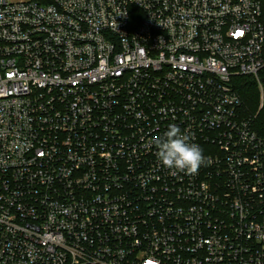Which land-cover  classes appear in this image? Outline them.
I'll return each instance as SVG.
<instances>
[{
	"label": "built area",
	"instance_id": "2783aa9c",
	"mask_svg": "<svg viewBox=\"0 0 264 264\" xmlns=\"http://www.w3.org/2000/svg\"><path fill=\"white\" fill-rule=\"evenodd\" d=\"M263 68L261 0H0V264H264Z\"/></svg>",
	"mask_w": 264,
	"mask_h": 264
},
{
	"label": "clouds",
	"instance_id": "9594fccd",
	"mask_svg": "<svg viewBox=\"0 0 264 264\" xmlns=\"http://www.w3.org/2000/svg\"><path fill=\"white\" fill-rule=\"evenodd\" d=\"M191 139L177 125H169L163 138L157 137L154 141L158 161L167 169L190 176L196 175L202 165L210 163V158Z\"/></svg>",
	"mask_w": 264,
	"mask_h": 264
},
{
	"label": "trees",
	"instance_id": "16d2710c",
	"mask_svg": "<svg viewBox=\"0 0 264 264\" xmlns=\"http://www.w3.org/2000/svg\"><path fill=\"white\" fill-rule=\"evenodd\" d=\"M263 22H264V0ZM263 88L261 93L259 82L254 76H240L235 79V88L242 100L244 117L252 121L254 130L264 139V69L259 73Z\"/></svg>",
	"mask_w": 264,
	"mask_h": 264
},
{
	"label": "rangeland",
	"instance_id": "374dc122",
	"mask_svg": "<svg viewBox=\"0 0 264 264\" xmlns=\"http://www.w3.org/2000/svg\"><path fill=\"white\" fill-rule=\"evenodd\" d=\"M263 69H264V68H263ZM263 69H262V70H263ZM262 70H261V71H262ZM261 71H260V72H261ZM260 72H259V73H260ZM258 77H259V76H258ZM257 81H258V80H257ZM258 82L260 83V79H259V81H258ZM261 93L263 94L262 90H261Z\"/></svg>",
	"mask_w": 264,
	"mask_h": 264
}]
</instances>
